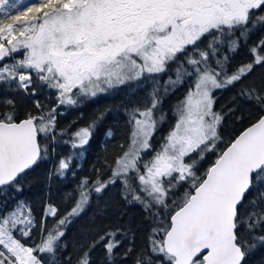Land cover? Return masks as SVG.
Returning a JSON list of instances; mask_svg holds the SVG:
<instances>
[{"label": "snow or ice", "instance_id": "obj_1", "mask_svg": "<svg viewBox=\"0 0 264 264\" xmlns=\"http://www.w3.org/2000/svg\"><path fill=\"white\" fill-rule=\"evenodd\" d=\"M23 4L0 0V264H61L67 226L93 194L117 182L125 202L139 204L153 226L140 246L130 228L91 227L74 245L75 264H93L98 246L105 264H248L264 249V79L242 88L258 114L229 141L214 92L264 67L261 36L247 49L251 60L229 71L241 43L264 31V0ZM185 83L169 123L164 98ZM126 85L151 86L140 103L124 108L127 140L114 145L111 162L93 169L95 179L84 177L75 194H65L67 211L45 201L37 219L30 203L16 199L29 173L67 147L47 179L64 177L107 111L73 131L57 128L58 110ZM42 93L55 97L50 107L38 98ZM18 104L25 105L22 114ZM106 136L113 137L111 129ZM209 155L214 159L203 168Z\"/></svg>", "mask_w": 264, "mask_h": 264}, {"label": "trees", "instance_id": "obj_2", "mask_svg": "<svg viewBox=\"0 0 264 264\" xmlns=\"http://www.w3.org/2000/svg\"><path fill=\"white\" fill-rule=\"evenodd\" d=\"M30 2H32V0H25L22 6H26ZM261 36H264V31L256 32L250 36L246 44L241 43L237 53L232 56L229 71L251 60V56L247 49ZM170 74H172L171 68L169 72L165 73V79ZM261 79H264V67H257L246 80L216 91V103L214 108L216 111L225 114V119L220 129L221 135L225 141L234 138L235 135L246 128L257 116L258 113L255 105L247 101L240 93L242 88L250 81H259ZM123 88L124 87L119 89V91H123ZM187 88L188 84L185 83L174 93L164 98L163 110L168 114L169 123L174 122L171 113L172 105L183 97ZM38 98L49 107L55 100L54 96L48 99L46 94L43 93L40 94ZM105 99L106 98H101V100L96 102L87 100L78 107L65 108L62 106L61 109L58 110V112L62 114L57 116V128H67L71 125V130L73 131L77 128L87 126L96 115L107 111L104 119L100 121L94 129L89 144L82 149L84 155L76 159L72 170L64 177L53 176L50 182L47 179L49 172L52 171L56 161L59 159V154H68L69 149L67 147L60 148L57 156L40 162L39 165L29 173V178L23 185L24 190L19 194L33 195V201H35L37 206L35 213L37 219L41 217L45 201H50L57 205L61 213L67 211V209L71 207V203L69 202V204L65 206L62 202L65 194H75L77 186L84 177L95 179V172L93 169L101 168V162L104 159L111 162L116 152L114 145L127 140V117L124 113V108L136 103L135 99L129 96L120 98L117 102H111V98H108V103ZM18 106L22 114L25 105L18 104ZM26 106L31 109V103ZM84 113L87 114L85 115L86 117L82 116ZM79 115L81 117H79ZM169 123H165L159 129L153 139L154 145L158 144L159 138L166 134ZM109 129L113 131L112 138L106 136ZM213 159L214 156L209 155L203 163V168H206ZM73 171L75 175L72 174ZM107 175L108 173L104 172V178H107ZM184 190V188L179 189L178 195H182ZM9 192L11 193V190H9ZM100 209L104 210L103 214H100ZM51 222L52 220L49 218L48 223L51 224ZM96 226H106L112 229H115L117 226L122 229L130 228L135 233L136 245L140 246L153 225L151 221L146 218V214L139 204H128L125 202L121 196V185L117 182L115 186H109L101 195L97 196L93 194L91 202L86 207L85 211L79 217L73 218L72 222L67 226L66 234L63 238V243L67 244V248L61 250L59 253L61 264H64L69 258H71L73 264H75L74 245L83 238L86 230ZM118 251L123 252L124 247ZM91 255L93 264H105L104 249L102 246H98ZM262 262H264V249H259L254 256L249 258L248 264H262ZM117 264H119V262H117ZM127 264H132L131 259L127 261Z\"/></svg>", "mask_w": 264, "mask_h": 264}, {"label": "flooded vegetation", "instance_id": "obj_3", "mask_svg": "<svg viewBox=\"0 0 264 264\" xmlns=\"http://www.w3.org/2000/svg\"><path fill=\"white\" fill-rule=\"evenodd\" d=\"M164 79H165V73L161 75V83H163ZM122 87H124L123 91L120 92L119 89H121ZM122 87H120L118 90H115L113 92H110V93H107V94H101V95L97 96L96 98L91 99L89 101L96 102V101L101 100V98H106L105 100L108 103L107 99L111 98L110 99L111 102H115V101L117 102V100H119L120 98L131 96V97H133L135 99L136 103H140L145 98L146 93H147V91L150 90L151 86L147 85L146 87H142V88H139V89H136L134 85H126V86H122ZM216 91L214 92V96H215ZM85 115H87V114L84 113L82 116H85ZM79 117H81V116L79 115ZM16 199L17 200H23V201H26V202L30 203L31 206H32V209H33V213L35 215L37 206L35 204V201H33V195L19 194L18 193V194H16ZM14 203H15L14 200L9 201L8 208H11Z\"/></svg>", "mask_w": 264, "mask_h": 264}, {"label": "rangeland", "instance_id": "obj_4", "mask_svg": "<svg viewBox=\"0 0 264 264\" xmlns=\"http://www.w3.org/2000/svg\"><path fill=\"white\" fill-rule=\"evenodd\" d=\"M24 2H25V0H24ZM186 91H187V90H186ZM178 100H180V99H178ZM176 103H177V102H176ZM176 103H175V104H176ZM163 107H164V105H162V108H163ZM153 142H154V141H153ZM157 143H159V142H157ZM156 145H158V144H156Z\"/></svg>", "mask_w": 264, "mask_h": 264}]
</instances>
